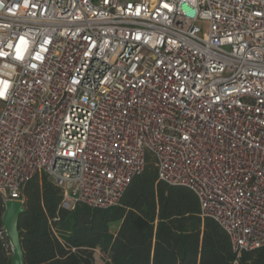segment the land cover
Masks as SVG:
<instances>
[{"label": "built area", "instance_id": "built-area-1", "mask_svg": "<svg viewBox=\"0 0 264 264\" xmlns=\"http://www.w3.org/2000/svg\"><path fill=\"white\" fill-rule=\"evenodd\" d=\"M0 91L4 204L45 175L109 209L152 155L264 247V0H0Z\"/></svg>", "mask_w": 264, "mask_h": 264}, {"label": "trees", "instance_id": "trees-1", "mask_svg": "<svg viewBox=\"0 0 264 264\" xmlns=\"http://www.w3.org/2000/svg\"><path fill=\"white\" fill-rule=\"evenodd\" d=\"M22 194L24 264H96V250L105 264H264V247L238 258L220 224L201 217L191 189L159 180L152 155L109 209L63 208L61 188L45 175L29 181ZM4 211L0 194V264H12Z\"/></svg>", "mask_w": 264, "mask_h": 264}, {"label": "water", "instance_id": "water-1", "mask_svg": "<svg viewBox=\"0 0 264 264\" xmlns=\"http://www.w3.org/2000/svg\"><path fill=\"white\" fill-rule=\"evenodd\" d=\"M25 213V204L17 201H8L2 217L3 229L12 247V264H24V251L21 241L19 220Z\"/></svg>", "mask_w": 264, "mask_h": 264}, {"label": "rangeland", "instance_id": "rangeland-1", "mask_svg": "<svg viewBox=\"0 0 264 264\" xmlns=\"http://www.w3.org/2000/svg\"><path fill=\"white\" fill-rule=\"evenodd\" d=\"M96 264H105L103 257L100 253H95Z\"/></svg>", "mask_w": 264, "mask_h": 264}, {"label": "snow or ice", "instance_id": "snow-or-ice-1", "mask_svg": "<svg viewBox=\"0 0 264 264\" xmlns=\"http://www.w3.org/2000/svg\"><path fill=\"white\" fill-rule=\"evenodd\" d=\"M165 7H167V5H165ZM7 87H8V85L5 83L4 84V90H6L7 89ZM3 94V92L2 91H0V95H2Z\"/></svg>", "mask_w": 264, "mask_h": 264}, {"label": "crops", "instance_id": "crops-1", "mask_svg": "<svg viewBox=\"0 0 264 264\" xmlns=\"http://www.w3.org/2000/svg\"><path fill=\"white\" fill-rule=\"evenodd\" d=\"M95 253H100L102 255L100 250H96ZM102 257H103V255H102Z\"/></svg>", "mask_w": 264, "mask_h": 264}]
</instances>
